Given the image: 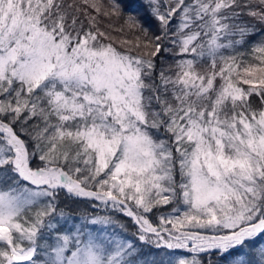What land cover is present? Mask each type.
I'll list each match as a JSON object with an SVG mask.
<instances>
[{
    "label": "snow or ice",
    "instance_id": "obj_1",
    "mask_svg": "<svg viewBox=\"0 0 264 264\" xmlns=\"http://www.w3.org/2000/svg\"><path fill=\"white\" fill-rule=\"evenodd\" d=\"M0 264H264V0H0Z\"/></svg>",
    "mask_w": 264,
    "mask_h": 264
}]
</instances>
